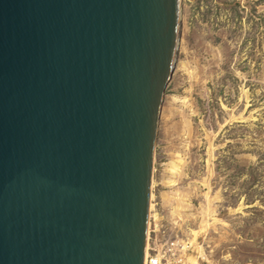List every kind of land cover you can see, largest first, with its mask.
Listing matches in <instances>:
<instances>
[{
    "label": "water",
    "instance_id": "water-1",
    "mask_svg": "<svg viewBox=\"0 0 264 264\" xmlns=\"http://www.w3.org/2000/svg\"><path fill=\"white\" fill-rule=\"evenodd\" d=\"M182 0H0V264H145Z\"/></svg>",
    "mask_w": 264,
    "mask_h": 264
},
{
    "label": "rangeland",
    "instance_id": "rangeland-1",
    "mask_svg": "<svg viewBox=\"0 0 264 264\" xmlns=\"http://www.w3.org/2000/svg\"><path fill=\"white\" fill-rule=\"evenodd\" d=\"M151 204L146 264H264V0H182Z\"/></svg>",
    "mask_w": 264,
    "mask_h": 264
},
{
    "label": "built area",
    "instance_id": "built-area-1",
    "mask_svg": "<svg viewBox=\"0 0 264 264\" xmlns=\"http://www.w3.org/2000/svg\"><path fill=\"white\" fill-rule=\"evenodd\" d=\"M147 260H148V245H147V252H146V261H145V264H146ZM151 260L153 262H157V260H155V259H151Z\"/></svg>",
    "mask_w": 264,
    "mask_h": 264
},
{
    "label": "trees",
    "instance_id": "trees-1",
    "mask_svg": "<svg viewBox=\"0 0 264 264\" xmlns=\"http://www.w3.org/2000/svg\"><path fill=\"white\" fill-rule=\"evenodd\" d=\"M234 1H227L226 4H232Z\"/></svg>",
    "mask_w": 264,
    "mask_h": 264
},
{
    "label": "bare ground",
    "instance_id": "bare-ground-1",
    "mask_svg": "<svg viewBox=\"0 0 264 264\" xmlns=\"http://www.w3.org/2000/svg\"><path fill=\"white\" fill-rule=\"evenodd\" d=\"M151 207H152V204H151ZM148 245V244H147Z\"/></svg>",
    "mask_w": 264,
    "mask_h": 264
}]
</instances>
